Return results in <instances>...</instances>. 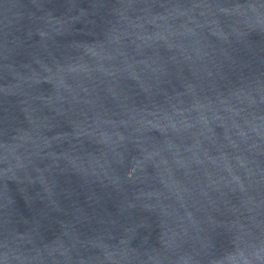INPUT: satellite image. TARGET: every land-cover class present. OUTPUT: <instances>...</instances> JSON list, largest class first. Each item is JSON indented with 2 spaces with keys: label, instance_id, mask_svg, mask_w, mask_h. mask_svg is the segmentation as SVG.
Returning a JSON list of instances; mask_svg holds the SVG:
<instances>
[{
  "label": "water",
  "instance_id": "1",
  "mask_svg": "<svg viewBox=\"0 0 264 264\" xmlns=\"http://www.w3.org/2000/svg\"><path fill=\"white\" fill-rule=\"evenodd\" d=\"M0 264H264V0H0Z\"/></svg>",
  "mask_w": 264,
  "mask_h": 264
}]
</instances>
